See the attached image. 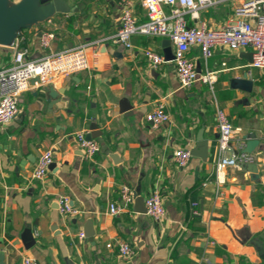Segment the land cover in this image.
I'll return each instance as SVG.
<instances>
[{
  "label": "crops",
  "instance_id": "1",
  "mask_svg": "<svg viewBox=\"0 0 264 264\" xmlns=\"http://www.w3.org/2000/svg\"><path fill=\"white\" fill-rule=\"evenodd\" d=\"M66 1L73 15L56 14L24 29L20 45L29 51L27 61L85 46L90 68L46 87L30 81L19 113L0 126V264H22L26 257L39 264H264V74L250 67L252 50L217 47L206 60L192 48L188 57L198 72H215L217 79L212 87L197 82L182 88L167 39L134 36L131 49L107 41L118 33L126 10L137 23L148 20L142 0H127L128 7L124 0ZM247 1L214 0L198 20L186 15V22L231 26L239 21L235 9ZM164 11L168 14L169 7ZM46 33L55 37L43 49L40 39ZM146 49L167 62L154 69L144 57ZM13 55L12 46H0V71L10 67ZM247 73L252 92L232 88L233 79ZM160 101L171 120L155 129L146 115ZM125 104L132 109L121 112ZM217 106L236 129L230 142L234 153L244 154L246 136L254 133L259 140L248 163L257 165V175L240 162L228 168L219 188L213 162ZM92 123L99 127L93 140L100 152L89 159L76 134L91 133ZM199 132L208 142V158L192 156L179 167L175 151L195 152ZM49 150L54 166L44 180H35L32 172ZM125 186L145 200L159 193L167 218L159 223L137 213L136 197L124 206ZM60 197L70 198L80 214L62 215ZM110 204L122 211L112 215ZM89 222L93 242L79 238ZM119 243L133 247L131 258L121 257Z\"/></svg>",
  "mask_w": 264,
  "mask_h": 264
},
{
  "label": "built area",
  "instance_id": "2",
  "mask_svg": "<svg viewBox=\"0 0 264 264\" xmlns=\"http://www.w3.org/2000/svg\"><path fill=\"white\" fill-rule=\"evenodd\" d=\"M123 2L127 7L130 4L127 0ZM141 4L146 8L148 20L145 23H137L132 12L126 10L120 19L121 26L118 33L107 41L131 49L133 48L131 39L134 36L167 39L174 46L175 75L182 88H191L197 82L212 87L217 79L215 72L207 71L203 74L198 72L196 63L188 57L192 48L195 47L200 49L206 60L213 56V51L217 47L231 52L251 49L253 62L250 67L264 74V0H249L241 4L234 12L235 17L239 19L237 23L213 29L209 28L205 22L189 27L186 15H189L192 20H198L200 11L211 7L214 0H142ZM165 6L170 9L168 14L164 11ZM249 18L256 20L255 26L247 23ZM20 34L11 44L14 55L10 67L0 71V126L10 124L19 113L20 97L29 91L30 81L36 80L39 87H46L58 78L70 77L90 68L85 46L62 53H51L40 60L27 61L29 51L21 47ZM54 37L52 33L43 35L40 39L42 48H49ZM99 46V42L94 45L96 48ZM144 57L154 69H158L167 62L163 55L151 49L144 51ZM215 114L219 137L213 162L216 169L215 183L219 188L226 182L225 172L228 168H235L240 162L252 163L253 159L250 155L234 153L230 142L236 134V129L224 109L217 106ZM146 116L147 122L155 129L171 120L164 101H160ZM76 136L80 150L86 158L92 159L98 155L99 144L93 139H88L87 132H79ZM191 158L192 152L189 150L179 149L174 153L175 162L179 167L186 166ZM53 161L52 150L43 153L32 172L33 178L38 181L44 180ZM121 190V203L124 206L132 204L135 200L134 191L128 186ZM145 207L148 215L156 222L160 223L167 218V208L159 193L147 198ZM58 209L64 216L80 214L68 197H60ZM109 209L112 215L122 211L117 204H110ZM79 238L84 240L85 233H80ZM107 246L112 247L111 244ZM118 246L121 257L127 259L133 256L134 249L128 243H119ZM22 264H39V262L26 257L22 260Z\"/></svg>",
  "mask_w": 264,
  "mask_h": 264
},
{
  "label": "water",
  "instance_id": "3",
  "mask_svg": "<svg viewBox=\"0 0 264 264\" xmlns=\"http://www.w3.org/2000/svg\"><path fill=\"white\" fill-rule=\"evenodd\" d=\"M56 14H69L73 15L74 10L72 7H69L66 0H22L19 3H13L11 0H0V46H12L11 44L16 40L18 35L28 27H31L34 24L46 22ZM247 23H251L253 26L256 25V20L247 19ZM169 44L170 41L166 40ZM250 63L253 61L252 54L249 55ZM254 81L247 74L244 75L243 79H233L232 88L241 89L247 93H251L253 89ZM50 97L55 98L57 94L54 92V89L50 92ZM132 107L126 105L122 107L121 112L129 111ZM98 125L92 123L90 125L91 133L87 134L88 139H96V130H98ZM198 144L195 152H192V156L200 157L203 160H206L209 155L208 151V142L204 139L202 132H199ZM248 139L243 153L246 155H252L255 151V148L259 145V140L256 139V134H251L245 137ZM54 164H51L50 168ZM241 167L246 168L253 175H257L258 168L254 164H241ZM136 197V207L138 209L137 213L144 214L148 210L145 207V198L138 197V194H135ZM86 238L89 241L93 242L95 231L92 228V222H89L87 230L85 232Z\"/></svg>",
  "mask_w": 264,
  "mask_h": 264
}]
</instances>
